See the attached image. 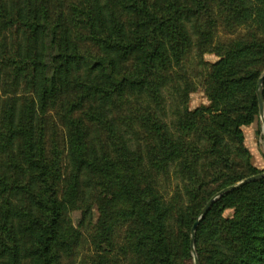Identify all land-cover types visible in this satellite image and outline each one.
<instances>
[{
  "label": "trees",
  "instance_id": "trees-1",
  "mask_svg": "<svg viewBox=\"0 0 264 264\" xmlns=\"http://www.w3.org/2000/svg\"><path fill=\"white\" fill-rule=\"evenodd\" d=\"M193 52L210 106L191 111ZM263 71L264 0H0V264H63L88 227L91 264H195L204 207L264 172L242 132ZM172 168L185 193L167 200ZM194 247L200 264H264V179L216 200Z\"/></svg>",
  "mask_w": 264,
  "mask_h": 264
},
{
  "label": "rangeland",
  "instance_id": "rangeland-1",
  "mask_svg": "<svg viewBox=\"0 0 264 264\" xmlns=\"http://www.w3.org/2000/svg\"><path fill=\"white\" fill-rule=\"evenodd\" d=\"M241 32V36H244L248 32L244 29ZM222 40L227 39H234L238 41V37H227L225 34H221ZM222 44L224 42L219 41ZM226 47L229 46V43L224 44ZM223 48H221L222 50ZM217 50L211 51L209 53H206L203 55V60L209 64L216 63L219 58L216 54ZM185 69L190 74L192 79L194 80L195 84L198 87V92L193 93L191 95L190 103H189V109L191 111H194L195 109H199L202 107H209L210 101L205 95V92L202 89V78L203 75L206 74V68L204 65L201 64L200 58L196 55L195 52H193L190 61L187 65H185ZM264 74V71L262 72V76ZM174 91L170 88H166L164 91V108L165 113L163 116V119L167 122L168 125L171 124V121L174 119V113L177 109V106L179 102L175 100L174 97ZM242 132L244 135V147L249 151L251 154V160L250 164L258 171H264V126L261 121V118L258 116L255 120V122L249 126L242 127ZM184 183L182 179L180 178L179 174L177 173L175 168H172L169 176L167 178L160 177L159 179V188L161 192L163 193L164 197L167 200H170L173 196H175L177 191H184ZM184 196V195H183ZM182 196V197H183ZM185 198V196H184ZM183 202H187V199L183 200ZM235 216L234 209L226 210L223 214V217L225 219H233ZM98 218H100V214L97 213V211L94 212V226L96 223H98ZM81 219V213L80 212H74L72 215V221L75 227L78 226L79 221ZM84 240L82 241V245L79 248L78 252L71 257V259H68V256L65 257L62 260L63 264H91L92 259L96 256V254L93 252V247L91 245V235H93V231L91 227H88L83 232ZM196 252V251H195ZM197 257V253L195 255ZM198 259V257H197ZM199 262V259H198ZM200 264V263H199Z\"/></svg>",
  "mask_w": 264,
  "mask_h": 264
},
{
  "label": "water",
  "instance_id": "water-1",
  "mask_svg": "<svg viewBox=\"0 0 264 264\" xmlns=\"http://www.w3.org/2000/svg\"><path fill=\"white\" fill-rule=\"evenodd\" d=\"M263 83H264V74H263L262 78L260 79L259 89H258V92H257L258 102H259V117L261 118V121H262L263 126H264V98H263V92H262ZM262 179H264V172H262V173H260L258 175H254V176H251L249 178H246V179L242 180L241 182H239V183H237L235 185H232L230 187H227L226 189H223L222 191L217 193L215 195V197H213L207 203V205L204 207V209L200 213L199 217L197 218L196 222L194 223V226H193L192 231H191V245H192V253H193L194 257H195V260H194L195 264H199L198 259L195 256L196 252H195V247H194L196 231H197L199 225L201 224V222L206 217V215L209 213L213 203L216 200H218L220 197H222L224 195H227V194L233 192L236 189H239L240 187H242V186H244L246 184L253 183V182H256V181H259V180H262Z\"/></svg>",
  "mask_w": 264,
  "mask_h": 264
}]
</instances>
